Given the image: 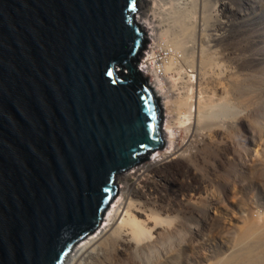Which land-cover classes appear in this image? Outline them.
Returning <instances> with one entry per match:
<instances>
[{
    "label": "water",
    "instance_id": "water-1",
    "mask_svg": "<svg viewBox=\"0 0 264 264\" xmlns=\"http://www.w3.org/2000/svg\"><path fill=\"white\" fill-rule=\"evenodd\" d=\"M140 0H0V264H62L165 145Z\"/></svg>",
    "mask_w": 264,
    "mask_h": 264
},
{
    "label": "bare ground",
    "instance_id": "bare-ground-1",
    "mask_svg": "<svg viewBox=\"0 0 264 264\" xmlns=\"http://www.w3.org/2000/svg\"><path fill=\"white\" fill-rule=\"evenodd\" d=\"M196 1L176 0V2H172L171 0L172 5L170 4V6L169 4L166 6L164 0H140L137 3V13L139 14L136 19L141 23L146 33L149 32L148 37L153 41L150 53H148L151 66L146 64V68L154 77L149 84L153 87L155 95L161 100V107L167 111L168 116L162 133L165 137L164 142L170 146L173 145V151L170 154L164 151L161 159L151 158L147 165H140L131 173L120 176L119 174L122 173L120 172L115 176L114 183H123L121 201L115 202L112 206L109 205L105 211L103 221L106 223H103L104 228L95 230L89 234L90 237L87 235L78 241L66 255L62 264H184L187 259H190L188 264H192L195 254L187 253V248L191 247V251L193 250V240L184 242V253L179 250L183 240V230L186 227L182 220L188 222L202 217L199 215V211L192 206L193 204L191 205V203H195V199L191 198V196L195 197L193 189H201V186L193 187V184L189 182L185 185L188 193L181 197L182 194L172 192L175 189L161 188V181L154 177L163 173L164 169H167L168 173L176 171L181 164L179 161L183 158H187L186 161L190 163V161L196 162L195 160L202 157L200 153L199 155L195 153L197 150L193 151L195 148H192L193 142L198 140L196 138L200 132L197 131L199 130V122L203 121L204 124V120H207L204 118L208 111L206 114L203 112L207 108L203 107L204 102L202 103L201 100L204 95L203 92L207 89L205 87L203 91L202 85L211 84L212 89L209 96L211 99L212 96L220 100L225 97L233 98L241 85L240 71L242 70L239 59L231 55L230 43L227 38H224L222 31L217 33L215 27H212L213 29L206 28L212 13L217 14L218 11H224V8L219 9V7H225V2L200 0L201 9L198 11L200 18L194 21L192 18H195L194 13H197L195 11ZM210 1L214 2L209 3ZM216 19L214 18L215 22ZM155 20L158 24L154 23ZM220 20L216 24L218 29L228 26L225 21ZM195 26L199 29L192 32V28ZM186 36L187 38L194 37L197 46L195 42L192 43V46L186 47L184 41L192 40V38L184 40ZM225 40L227 41L224 42ZM204 42L206 45L203 44ZM157 52H162V54L167 52V55L165 58L163 57L164 59L157 61L158 58L156 57L158 56L155 55ZM223 58L233 61L234 70L223 69L222 62H220ZM141 67L143 68V65ZM227 67L229 68V66ZM220 68L223 69V73H221ZM220 73V77L223 76L222 79L219 77ZM178 81L180 86L176 85ZM167 82L170 83L173 91L176 90L173 86H177V93L173 92L174 97L169 94L171 91L169 92L166 87ZM203 99L208 105L215 102L214 98L213 101L209 100L210 103L207 101L208 97L206 100ZM193 107H195L194 112L192 111ZM174 115L176 116L175 119L173 118ZM182 129L189 132L187 134L188 139L186 138V142L183 139L184 143L179 144L177 143L179 138L177 135ZM210 133L207 134V137L210 136ZM211 134L217 140L212 145L214 150L217 149L215 162L220 164L226 160L231 163L238 161L233 150V143L227 136L228 133L215 130ZM200 135L202 134L200 133ZM200 135L198 137H201ZM206 143L208 142L206 141ZM177 158L179 160H176ZM208 159L210 160L209 157ZM165 198L168 199L166 204H164ZM172 213L174 215H171ZM189 224L190 234L192 233L196 237L197 228ZM262 244L264 242L260 240V247ZM259 245L255 247L248 245V247L239 241L230 247L231 250L224 256L210 264L263 263L261 260H264V251H262L264 248L259 250Z\"/></svg>",
    "mask_w": 264,
    "mask_h": 264
},
{
    "label": "rangeland",
    "instance_id": "rangeland-1",
    "mask_svg": "<svg viewBox=\"0 0 264 264\" xmlns=\"http://www.w3.org/2000/svg\"><path fill=\"white\" fill-rule=\"evenodd\" d=\"M164 1L166 2L167 0ZM170 1L171 0H168L165 5L168 6L169 4L170 6L173 1L176 2V0H172L171 3ZM197 1V6H195V11H197V13H194L195 18H192L194 21L197 19L199 20L200 18L198 11L201 9V4L200 0ZM219 1L225 2V7H219V9L224 8V11H218L217 14L212 13L207 22L206 28L215 27L214 29H217V33L222 31L221 33L224 34V38H227L230 43V49L232 50L231 55L237 57L241 62L242 70L240 71V88L236 91L233 98L228 99V97H225L220 100L213 96L212 99L209 97L212 89L210 86L211 84L202 85L203 91L207 89L203 92V96V93L201 94L202 103L204 102L203 107L207 108L203 112L206 114L208 111L209 113L206 114L207 116L209 115L208 118H206L207 116H205V118L204 116L202 117L209 120L202 119L204 120L205 125L203 124V121L199 122L202 127L198 124L199 130L197 131H200L198 136L200 133L202 135H200L201 137L197 136L196 140H198L196 142L194 141L192 145V148H195L193 151L197 150L195 153H198V155L200 153V156L202 157L195 160L196 162L190 161V163L186 161L187 158H183L179 161L181 164L176 171L168 173L167 169H164L163 173H160L161 175L159 174L154 177L161 181V188L175 189V191L172 192H176L179 195L182 194L181 197H184L188 193L185 189V185L189 182L193 184V187H197V185L201 186V189H193L195 197L191 196V198L193 200L195 199V203H191V205L193 204L192 206L199 211V215L202 217L189 220L188 222L182 220L183 225L186 227L183 226L185 227L183 230L185 235L183 234V240L179 250L184 253V242L187 240H193V250L191 251V247L187 248V253L195 254L192 264L213 263L230 251V247L239 241L245 246L253 245L254 247L259 245L260 240L264 242V0ZM213 2L210 1L209 3ZM208 9H211V7H208ZM209 12L207 11V13ZM138 14L139 13H137L136 16ZM214 18H217L216 22ZM220 19L225 21L228 26L218 29V25L216 24H218V21H221ZM193 22L191 23L194 24ZM154 23L158 24L156 23V20ZM197 29L199 28L195 26V28H192L193 31H191H198ZM144 31L148 42L150 41V38L148 37L149 32L146 33L145 29ZM186 38L187 36L184 37V40ZM190 38H192V40ZM187 39H190L192 42L190 40L187 42L184 41L186 47H190L196 42L194 37H189ZM186 43L190 45L188 46ZM203 44L206 45L205 42ZM195 45L197 46V42ZM220 62H222L223 69L234 70L232 67L234 66L232 60L223 58ZM224 63H227L228 65ZM227 66H229V68ZM223 69L220 70L221 73H223ZM215 73L217 72L215 71ZM221 73L219 74V77ZM222 77L223 76H221L220 79H222ZM153 78L154 77L152 76L149 77V83L153 81ZM179 81L176 84L178 86H180ZM166 87L169 89V92H172L169 94L174 97L177 93V86H173L176 89L173 91L174 89L170 83L168 84L167 82ZM173 92L176 93L174 94ZM206 97H208V103L213 101L214 98L215 102L211 103L213 107L209 104L210 108L207 102L204 101L203 98L206 100ZM209 100L211 101L209 102ZM160 101L161 100L159 99V102ZM194 109L195 107L192 108L193 112ZM202 110L204 109L202 108ZM167 116V111L165 108H162L163 128ZM173 118L175 119L176 116ZM213 130H222L228 133L227 136L233 143V150L238 157V161L231 163L226 160L220 164L215 162L214 158L217 154V149L215 148L214 150L212 145L217 140L216 138H213L211 134L214 132ZM186 131L187 130L184 129L180 131L177 135V137H179L177 143L182 144V142L184 143V141H187V134L189 132ZM204 133L205 135H203ZM209 133L211 136L210 139L209 135L207 137V134ZM206 141L208 143H206ZM164 151H166L167 154H170L173 151V145L170 146L165 142L163 148L153 151L148 160L138 163L119 175L121 176V174L131 173L134 169L140 167V165H147L151 158L159 159L162 157ZM176 160L179 159L177 158ZM213 164L214 166H212ZM206 167L208 169L211 168V170H208ZM115 184L118 187V193L111 201L110 206L115 202L121 201L120 195L123 183L116 182ZM166 203H168L167 198H165L164 201V204ZM171 215H174V213ZM104 217L105 216H103V218ZM103 223L106 222L102 219L101 224L97 227L96 231L104 228L105 225ZM188 224L190 226L194 225L197 228L196 237L192 233L190 234ZM90 236L91 235H88V237ZM261 247L259 250L264 248V244H262ZM261 261H263V263L260 262V264H264V260L262 259ZM189 262L190 259H187L184 264H188Z\"/></svg>",
    "mask_w": 264,
    "mask_h": 264
},
{
    "label": "built area",
    "instance_id": "built-area-1",
    "mask_svg": "<svg viewBox=\"0 0 264 264\" xmlns=\"http://www.w3.org/2000/svg\"><path fill=\"white\" fill-rule=\"evenodd\" d=\"M150 41L147 42L145 48L142 50V55L140 57V60L138 62V69L140 70L141 73H144L143 75L148 77V80H149V77H151V73L148 71V69L146 68V64H148L149 66H151L150 64V57H149V54L150 53V50L152 48V44H153V41L151 39H149ZM157 61H160L162 59H164L167 55V52H164V54H162V52H157L155 54ZM164 57V58H163ZM141 65H143V68L141 67ZM160 73V71H158ZM150 82V80H149Z\"/></svg>",
    "mask_w": 264,
    "mask_h": 264
},
{
    "label": "clouds",
    "instance_id": "clouds-1",
    "mask_svg": "<svg viewBox=\"0 0 264 264\" xmlns=\"http://www.w3.org/2000/svg\"><path fill=\"white\" fill-rule=\"evenodd\" d=\"M144 49V48H143ZM142 55V54H141ZM137 66H138V64H137ZM146 77V76H145ZM149 81V80H148Z\"/></svg>",
    "mask_w": 264,
    "mask_h": 264
}]
</instances>
